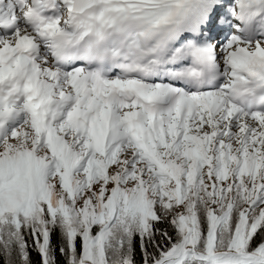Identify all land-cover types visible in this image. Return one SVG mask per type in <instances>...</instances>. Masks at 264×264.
Wrapping results in <instances>:
<instances>
[{"label":"snow or ice","instance_id":"1","mask_svg":"<svg viewBox=\"0 0 264 264\" xmlns=\"http://www.w3.org/2000/svg\"><path fill=\"white\" fill-rule=\"evenodd\" d=\"M0 264H264V0H0Z\"/></svg>","mask_w":264,"mask_h":264},{"label":"trees","instance_id":"2","mask_svg":"<svg viewBox=\"0 0 264 264\" xmlns=\"http://www.w3.org/2000/svg\"><path fill=\"white\" fill-rule=\"evenodd\" d=\"M139 259V257H137Z\"/></svg>","mask_w":264,"mask_h":264}]
</instances>
